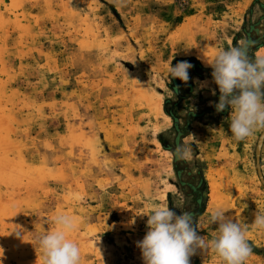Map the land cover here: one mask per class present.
Listing matches in <instances>:
<instances>
[{
    "label": "rangeland",
    "instance_id": "374dc122",
    "mask_svg": "<svg viewBox=\"0 0 264 264\" xmlns=\"http://www.w3.org/2000/svg\"><path fill=\"white\" fill-rule=\"evenodd\" d=\"M249 40L253 59L264 0H0L2 263L44 264L39 238L66 213L81 264H144L150 206L166 205L207 240L225 211L253 249L245 264H264L251 227L264 214V131L234 139L207 65ZM187 58L203 68L191 62L185 84L168 65ZM137 89L160 100L158 119ZM182 142L190 159L175 155ZM191 264L224 262L208 248Z\"/></svg>",
    "mask_w": 264,
    "mask_h": 264
},
{
    "label": "clouds",
    "instance_id": "9594fccd",
    "mask_svg": "<svg viewBox=\"0 0 264 264\" xmlns=\"http://www.w3.org/2000/svg\"><path fill=\"white\" fill-rule=\"evenodd\" d=\"M247 49V43L241 41L237 46L220 50L211 64L206 63L212 69V82L219 91L215 109L218 113L230 111V130L237 141L264 131V56H257L253 60ZM192 67L188 61H180L175 66L168 65V73L172 79H179L187 84ZM204 87H207V82L200 83V88ZM215 94L213 91V95ZM190 136L194 142L195 136ZM192 151L191 143L182 142L175 148V155L187 160L192 157ZM150 207L152 210L147 216L148 231L137 242L144 264H191V257L198 250L208 248L224 264H245L253 252L245 229L223 210L218 209L211 214V222L217 225V231L211 240H207L193 226L190 212H177L166 205ZM53 223L55 227L43 234L38 241L44 254V264H81L80 248L70 238L77 228L76 218L60 213L53 217ZM130 223L134 224L135 221ZM251 227L264 232V214H257ZM17 228L19 236L23 229L19 225ZM0 251L3 252V249Z\"/></svg>",
    "mask_w": 264,
    "mask_h": 264
},
{
    "label": "bare ground",
    "instance_id": "6f19581e",
    "mask_svg": "<svg viewBox=\"0 0 264 264\" xmlns=\"http://www.w3.org/2000/svg\"><path fill=\"white\" fill-rule=\"evenodd\" d=\"M184 37L186 36V33L182 34ZM188 37V36H187ZM190 41V37H189ZM194 41V40H193ZM192 42V41H191ZM194 43V42H193ZM264 54V49L262 50ZM261 55V54H260ZM264 56V55H263ZM212 63V62H211ZM210 63V64H211ZM146 90V89H145ZM153 96V97H152ZM156 96L148 94L147 91H144L143 89H137L135 94L136 102L140 105L141 109L147 110L149 116L154 119H158L160 116V103L157 100V98H154ZM139 107V108H140ZM3 255V254H2ZM8 255V254H7ZM1 256V255H0ZM4 257V256H3ZM3 260V259H2ZM3 262V261H2ZM6 262V261H5ZM4 262V263H5ZM2 263V264H4ZM7 263V262H6Z\"/></svg>",
    "mask_w": 264,
    "mask_h": 264
},
{
    "label": "trees",
    "instance_id": "16d2710c",
    "mask_svg": "<svg viewBox=\"0 0 264 264\" xmlns=\"http://www.w3.org/2000/svg\"><path fill=\"white\" fill-rule=\"evenodd\" d=\"M251 43H252V41H248V51L251 49V47H252V45H251ZM264 47V44L263 45H260V46H258V47H256L253 51H252V54L253 55H251L252 56V58H253V60L255 59V56H254V52L256 51V50H258V49H260V48H263ZM251 53V52H250ZM180 61H188L189 63H196V64H198L201 68H203L202 67V65H201V63L196 59V58H187V59H180L179 60V62ZM198 76H200V74H197ZM201 77V76H200ZM200 201H202V199H199ZM200 206H201V209L203 210V208H204V204L201 202L200 203Z\"/></svg>",
    "mask_w": 264,
    "mask_h": 264
},
{
    "label": "crops",
    "instance_id": "0c3cea01",
    "mask_svg": "<svg viewBox=\"0 0 264 264\" xmlns=\"http://www.w3.org/2000/svg\"><path fill=\"white\" fill-rule=\"evenodd\" d=\"M262 49H264V47H263V48H260V49H258V50H256V51L254 52V56H255V58H256L257 56H260V52H262V51H261Z\"/></svg>",
    "mask_w": 264,
    "mask_h": 264
},
{
    "label": "water",
    "instance_id": "95a60500",
    "mask_svg": "<svg viewBox=\"0 0 264 264\" xmlns=\"http://www.w3.org/2000/svg\"><path fill=\"white\" fill-rule=\"evenodd\" d=\"M262 142H263V139H262V141H261V144H262ZM260 152H261V145H260V147H259L258 156H260Z\"/></svg>",
    "mask_w": 264,
    "mask_h": 264
}]
</instances>
